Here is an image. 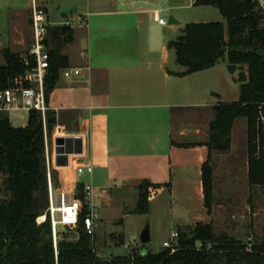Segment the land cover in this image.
Returning <instances> with one entry per match:
<instances>
[{"label":"crops","instance_id":"obj_1","mask_svg":"<svg viewBox=\"0 0 264 264\" xmlns=\"http://www.w3.org/2000/svg\"><path fill=\"white\" fill-rule=\"evenodd\" d=\"M30 2L0 0V65L5 63L3 50L24 54L29 45L30 37L25 43L14 32H20L26 23L30 28ZM39 2L47 10L44 0ZM181 7L179 0H85L81 11L71 17L76 23L72 26L81 32H73V40L61 52L68 56L65 68L79 73L68 78L60 74L47 101L56 119L49 144L45 137L47 167L56 173L57 184H51L55 191L72 192L79 181L89 184L97 212L95 189L102 190L111 180L137 186L146 179L160 184L150 188V207L152 195L162 190L174 198L196 195L203 203L201 164L208 152L205 142L214 115L212 106L237 100L239 82L225 61L227 74L218 69L220 59L210 68L176 74L185 68L177 63L167 43L181 34L176 32L181 28L173 23L170 32H157L151 23L160 25L155 14L164 17L165 10ZM170 14L178 23L180 18ZM208 78L216 82L209 84ZM229 93L235 99L226 100ZM207 98L213 101L205 103ZM8 117L14 126L26 124L15 125L10 114ZM238 119L230 129L229 150L213 152V180L218 169L228 184L240 175L247 192L260 197L261 190L250 189L248 184L246 120L241 118L236 125ZM56 137L80 139L81 151L69 153L64 166L56 165ZM131 158L150 163L145 177L130 179L123 173ZM78 166L92 169L78 175ZM211 215L206 213L202 222H210Z\"/></svg>","mask_w":264,"mask_h":264},{"label":"trees","instance_id":"obj_2","mask_svg":"<svg viewBox=\"0 0 264 264\" xmlns=\"http://www.w3.org/2000/svg\"><path fill=\"white\" fill-rule=\"evenodd\" d=\"M195 6L216 7L223 22H188L181 34L167 43L186 75L214 66L226 56L231 73L240 69L236 80L239 95L232 102L212 106L205 142L207 157L201 164L203 205L208 215L213 208V152L230 148V129L236 118L246 120L247 178L250 189L264 194V5L260 0H194ZM73 40L68 24L49 25L46 45L49 68L44 80L49 93L69 64L61 52ZM5 63L0 65V81L22 70V55L3 50ZM242 67H245V71ZM56 124L54 112L48 110L45 123L38 111L29 112L24 126L11 124L7 113L0 112V264H264V241L245 242L221 232L215 234L213 222L197 221L178 227L174 251L164 247L158 252L132 250L127 255L101 257L94 248L93 235L85 232L83 217L88 205L84 183L77 182L75 196L82 201L75 237L56 235L53 240L48 207V175L57 184L54 169H48L46 142ZM165 185H169L166 183ZM143 179L136 186L133 213L150 210V188L158 187ZM253 192V191H252ZM255 196H257L255 194ZM264 196V195H263ZM258 198V197H257ZM258 202H262L258 199ZM43 214H46L44 221ZM200 242L201 246L196 247Z\"/></svg>","mask_w":264,"mask_h":264},{"label":"rangeland","instance_id":"obj_3","mask_svg":"<svg viewBox=\"0 0 264 264\" xmlns=\"http://www.w3.org/2000/svg\"><path fill=\"white\" fill-rule=\"evenodd\" d=\"M36 1L40 4V0ZM190 2L191 0H179L181 8L171 11L165 10L162 13L166 19V24L151 23V27L155 28L157 32L164 30L170 32L168 30L173 25L167 22L170 12L175 13L180 18L179 22L174 24L181 30L188 22L219 21L226 24L225 18L216 7L195 6ZM44 4L47 7L49 21L52 23L50 25L68 20L71 21L70 26L73 32H81V28L72 26L74 24L76 26V23L75 19H71V17L74 13L81 11L85 0H44ZM181 30L176 32H181ZM14 33L16 37L23 38L26 43L30 37V28L26 23L20 32ZM68 47L66 46V48ZM223 61L225 64L227 63L226 56L220 59L218 69L227 74L226 70L223 69ZM242 68L244 71L246 70L245 67ZM239 71L240 69L235 70L236 76ZM207 82L214 84L216 81L208 78ZM231 86L233 85L231 84ZM236 88L239 91L238 85ZM225 99L229 101L235 98L233 93H229ZM210 101H213V98H207L205 103H210ZM19 114H21L20 117ZM19 114L10 113V118L15 125H20L27 120L24 112H19ZM240 120L242 119L239 118L236 125ZM262 121L264 122V119ZM149 165L150 163H142L138 159L131 158L123 173L130 176V179L143 178L147 171L145 169ZM218 170L213 180L212 215L208 217V221L213 222L215 234L223 232L245 242L264 241V194L261 193V196L257 198L254 192L248 193L245 181L240 175H237L238 180L228 184L222 178L220 169ZM95 191L98 193L95 201L98 205L96 210L99 222L93 234L92 244L103 258L111 255H127L132 250L158 252L164 248L163 242L169 241L172 232L181 227L182 223H190L188 225L192 226L196 222L191 221L202 222L206 219L202 199L200 200L196 195L174 198L166 190H162L152 195L153 202L147 214H137L132 212L137 199V188L134 183L131 184L129 181L120 183L117 180H111L102 190L98 188ZM259 198L262 202H258ZM146 227L149 231V241L141 242L139 236ZM59 232L68 237L76 236L73 230L62 226H60Z\"/></svg>","mask_w":264,"mask_h":264},{"label":"built area","instance_id":"obj_4","mask_svg":"<svg viewBox=\"0 0 264 264\" xmlns=\"http://www.w3.org/2000/svg\"><path fill=\"white\" fill-rule=\"evenodd\" d=\"M30 42L24 54H22V70L16 71L4 80V84L0 81V112L10 114L11 112H24L26 117L32 110L38 111L41 115L43 123H45L46 114L49 110L46 99L44 80L49 68V53L46 45L48 14L46 8L37 3L36 0H30ZM154 19L160 24H166V19L157 14ZM71 21L66 24L70 25ZM71 73H79L78 69L63 68L60 71L65 78ZM21 116V114H20ZM263 120L264 117H261ZM91 167L78 166L76 171L80 175L82 173H90ZM76 189L72 192L58 190L52 188L48 175V207L46 213L49 214L53 240L59 232L60 226L73 230L79 221V214L82 207V201L75 196ZM84 193L88 212L83 217V226L87 234L93 235L98 225V214L94 209L91 198L94 190L89 184H84ZM46 214H43L44 221ZM178 231H173L169 241H164V247H170L174 251L177 244ZM133 245V241H132ZM201 246L200 242L196 243V247Z\"/></svg>","mask_w":264,"mask_h":264},{"label":"water","instance_id":"obj_5","mask_svg":"<svg viewBox=\"0 0 264 264\" xmlns=\"http://www.w3.org/2000/svg\"><path fill=\"white\" fill-rule=\"evenodd\" d=\"M264 5V0H260ZM178 20L172 14L168 16L167 22L169 24L176 23ZM54 148L56 153V165L64 166L67 164V155L69 153H78L81 151L80 139L72 137H56L54 139ZM139 239L141 242L149 241L148 228H144L140 233ZM144 252V251H143Z\"/></svg>","mask_w":264,"mask_h":264}]
</instances>
